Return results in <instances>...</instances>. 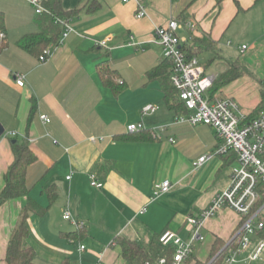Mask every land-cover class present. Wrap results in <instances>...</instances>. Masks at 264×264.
<instances>
[{
  "label": "crops",
  "instance_id": "0c3cea01",
  "mask_svg": "<svg viewBox=\"0 0 264 264\" xmlns=\"http://www.w3.org/2000/svg\"><path fill=\"white\" fill-rule=\"evenodd\" d=\"M61 1L65 10L80 2ZM100 1L98 11L84 9L70 18L68 35L51 45V55L41 61L18 41L62 27L48 13H37L29 0H0L9 43L0 52V192L15 158L14 140L28 139L38 157L27 173L29 195L0 206V264H9L8 243L29 198L49 206L44 215L30 213L27 221L37 264H131L115 244L118 235L146 248L165 230L189 239L187 218L201 214L228 187L231 168L238 165L219 152L221 140L214 127L176 122L178 115L167 107L159 82L149 80L147 72L163 59L156 26L172 17L192 19L198 26L195 36L216 43L215 50L197 54L209 53L200 60L208 74L218 77L235 61L244 67L218 93L253 112L264 89V0H222L220 5L217 0ZM139 4L146 7V16H137ZM180 34L192 44L191 33ZM103 40L106 45L99 44ZM242 45L248 46L244 52ZM224 47L234 48L235 59H228ZM105 60L117 71L118 81H124L118 94L99 74L97 66ZM17 74L24 76L23 86L17 84ZM149 104L157 110L144 114ZM43 115L51 120L45 122ZM139 122L152 130L154 140L117 138L128 133L129 124ZM203 155L211 157L195 167ZM91 173L103 182L101 188L91 185ZM167 179L172 188L156 194V184ZM52 188L58 196L50 202ZM66 210L84 227L65 219ZM263 213L264 207L256 222ZM244 219L230 207L221 208L205 222V239L195 242L190 264H210L216 242L228 247ZM252 239L258 240L255 234ZM250 252H240L232 264H264V253L250 260Z\"/></svg>",
  "mask_w": 264,
  "mask_h": 264
},
{
  "label": "built area",
  "instance_id": "2783aa9c",
  "mask_svg": "<svg viewBox=\"0 0 264 264\" xmlns=\"http://www.w3.org/2000/svg\"><path fill=\"white\" fill-rule=\"evenodd\" d=\"M29 1L36 7L37 13H50L44 7L42 0ZM147 14L146 7L139 4L137 16L143 17ZM54 22L63 28L62 36H67L71 30L70 19L55 17ZM197 28V23L194 20L177 17H172L166 24L158 25L155 28V35L163 49V58L170 60L173 64L172 83L187 108V113L179 115L176 122L192 125L206 124L214 127L221 140L219 152L228 153L230 150L237 152L238 165L231 168L228 187L219 192L201 214L191 215L187 218V223L191 228L189 239H184L173 230H165L160 234L159 242L164 247L173 246L175 248L172 264H190L195 252V242L205 239L201 232L205 222L221 208L227 206L244 216L245 220L240 229L243 234L239 240V246L230 251L223 264L234 263L240 252L250 249L249 259L256 260L261 258L264 253V239H258L255 242L252 239L257 228H262L264 225L262 220L255 221L264 205L253 211L261 197V187L264 185V111L251 117L250 113L241 108L236 99L222 96L220 93H211L217 76L208 74L199 57L191 55L189 36L180 34L181 30L192 33ZM2 36L6 37L5 33ZM99 44L106 45L107 41L103 40ZM247 48V45H242L241 51L244 52ZM51 53L52 49L47 48L39 57L40 60L46 61ZM16 82L23 86L25 84L24 76L17 74ZM119 82L124 84L123 80ZM156 110L157 106L149 104L143 108V113L150 114ZM42 118L45 122L51 120L47 115H43ZM145 128L142 122L131 123L127 126L128 132H136ZM95 139L92 137V140ZM210 157L209 155L201 156L194 162V166L199 167ZM70 177L68 176V178ZM90 179L92 186L99 188L103 186V182L99 180L96 173H91ZM171 188L172 183L167 179L156 184L155 193H166ZM145 210L146 208H143L141 211ZM64 218L71 220L79 227H84V222L76 220L70 210L64 212ZM84 248L85 245H82L81 249ZM166 263L165 256L160 257L157 261V264ZM146 264L152 263L148 261Z\"/></svg>",
  "mask_w": 264,
  "mask_h": 264
},
{
  "label": "trees",
  "instance_id": "16d2710c",
  "mask_svg": "<svg viewBox=\"0 0 264 264\" xmlns=\"http://www.w3.org/2000/svg\"><path fill=\"white\" fill-rule=\"evenodd\" d=\"M221 2L222 0H217L219 5ZM43 5L50 11L48 14L53 20L55 17L70 19L84 9H86L87 12L92 13L98 11L102 7L100 0H80L79 4L74 9L70 10H65L63 8L61 0H43ZM6 29V15L3 10H0V52L6 49L9 45L7 38L2 36V34L6 32ZM62 33V28L59 30L57 27H54L53 29L44 32L26 34L18 41V44L32 54L40 57L51 45L60 43ZM191 38L193 40L192 44L189 46L191 55H197L202 50L216 49V43L210 38H199L195 36L194 32L191 33ZM97 67L103 83L110 87L116 94L120 93L124 86L118 81L117 71L111 66L109 60L100 62ZM172 68V62L163 58L157 66L147 72V78L159 82L167 107L170 110L175 111L179 116L187 113V108L181 100L177 88L172 83ZM244 71V67L239 61L228 64L227 69L221 72L215 79L211 88V93H218L223 86L240 77ZM35 110L36 103H33L30 120ZM262 111H264V89L262 91L261 102L254 111L250 113V116L255 117ZM117 138L131 141L154 140L152 130L146 128L136 132L119 134L117 135ZM12 149L15 158L5 174V186L0 192V206L8 200L29 195L31 188L27 182V173L30 165L35 163L38 159L36 153L31 148L28 139L24 141L14 140L12 143ZM227 155H229V159L232 161L238 159V153L234 150H230ZM57 196V190L55 188L50 189V202H53ZM263 205L264 185L261 187V197L253 208V211ZM48 207L49 206H42L35 200L29 198L27 204L22 209L18 225L8 243L5 259L9 264H37L35 261V250L28 243L29 228L27 221L30 213L35 212L39 215H44L47 212ZM262 221L264 224V218ZM242 234L243 233L240 232L228 247H225L222 242H216L210 259V264H223L230 253V247H233L232 249L238 248L239 243L237 242V239L239 240ZM159 236L150 248H146L141 242L123 235H118L115 238V244L121 247L123 256L131 264H146L148 261L152 264H157L158 259L163 256L167 258L166 264H172L175 248L173 246H162L159 242ZM255 236L258 239H264V225L262 228H257Z\"/></svg>",
  "mask_w": 264,
  "mask_h": 264
},
{
  "label": "rangeland",
  "instance_id": "374dc122",
  "mask_svg": "<svg viewBox=\"0 0 264 264\" xmlns=\"http://www.w3.org/2000/svg\"><path fill=\"white\" fill-rule=\"evenodd\" d=\"M226 54H227V57H228V59H235V57H236V55H235V50H234V48H223L222 49ZM228 50H233V52L232 51H230L231 52V54H230V52H228ZM209 55V53H206V54H203V55H201V54H199V59L201 60V61H203V59L206 57V56H208ZM214 67L216 68L217 67V65L216 64H214ZM262 216L264 217V213L262 214Z\"/></svg>",
  "mask_w": 264,
  "mask_h": 264
},
{
  "label": "water",
  "instance_id": "95a60500",
  "mask_svg": "<svg viewBox=\"0 0 264 264\" xmlns=\"http://www.w3.org/2000/svg\"><path fill=\"white\" fill-rule=\"evenodd\" d=\"M2 132H3V127L1 126V127H0V133H2Z\"/></svg>",
  "mask_w": 264,
  "mask_h": 264
}]
</instances>
